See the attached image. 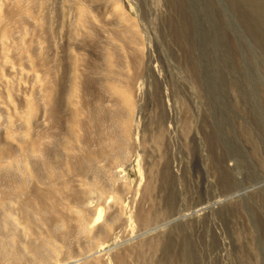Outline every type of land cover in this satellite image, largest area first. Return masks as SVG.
<instances>
[{"label":"rangeland","instance_id":"1","mask_svg":"<svg viewBox=\"0 0 264 264\" xmlns=\"http://www.w3.org/2000/svg\"><path fill=\"white\" fill-rule=\"evenodd\" d=\"M82 122L88 146L113 128L130 148L86 160ZM0 145L18 155L0 188L28 184L0 247L14 235L28 264H264V0H0ZM51 187L66 219L28 230L19 201Z\"/></svg>","mask_w":264,"mask_h":264},{"label":"bare ground","instance_id":"2","mask_svg":"<svg viewBox=\"0 0 264 264\" xmlns=\"http://www.w3.org/2000/svg\"><path fill=\"white\" fill-rule=\"evenodd\" d=\"M8 18L11 20L14 18V15L11 13ZM8 19V20H9ZM9 30L8 29H4L3 32H2V41L5 42V39L9 36ZM115 79V78H114ZM130 80V79H129ZM113 81V80H111ZM133 81V79H132ZM115 82V81H114ZM132 84V83H131ZM131 87V86H130ZM129 88V87H128ZM127 88V89H128ZM129 90V89H128ZM138 90V89H137ZM128 94V93H127ZM49 95V94H48ZM57 111V109H56ZM54 112V108L51 110V113ZM58 113V112H57ZM115 113V112H114ZM113 113V114H114ZM30 114H34V111L33 109L31 110V113ZM111 114V113H109ZM117 116L116 118L121 120L122 123H123V130L125 132H127V126H128V121H127V118L122 115L120 112H116ZM98 115V114H97ZM94 117V116H93ZM93 117L91 118L92 120H96V119H93ZM97 117V116H96ZM115 117V116H114ZM112 118V117H111ZM91 120V121H92ZM100 120V119H99ZM98 120V121H99ZM116 121V120H115ZM115 125V124H114ZM82 126V129L84 130V138L83 142L85 144V147L83 149L84 151V156L86 157V160H90V161H94V160H97V159H100L102 158V156H104L103 154L106 152V151H113L112 154H114L115 158L116 159H120V157H122V148H130V144L128 143V147H126V143L124 139L120 138L121 136L118 135V133L115 132V130H113V128H108L104 133L105 135L103 134V137H100L101 138V143H100V148H99V145L97 146L99 149H95L94 147H91V146H88L87 144V140L85 138V136H87V132H86V126H85V122L81 124ZM14 131H12L13 133ZM143 132V131H142ZM11 133V136L10 137H14L15 134H12ZM132 134V133H131ZM102 136V135H101ZM131 137V136H130ZM134 137V136H132ZM132 137L130 139H132ZM146 137V136H145ZM144 137V139H145ZM126 138V137H125ZM16 139V137H15ZM143 139V141H144ZM129 142V141H128ZM11 146V145H10ZM2 146L0 145V167H3V166H10L11 164H14V162L16 161L17 159V156L15 154V152L12 150V146ZM128 148V149H129ZM132 149V148H131ZM31 150H33L35 153H38L42 150L41 148V140L39 138H35L33 139L32 143H31ZM32 151V152H33ZM107 153V152H106ZM26 155H28V153H26ZM113 156V157H114ZM125 156V155H124ZM28 157V156H27ZM84 157V158H85ZM125 158V157H124ZM123 158V159H124ZM123 159H122V162H123ZM18 160V159H17ZM126 160V159H125ZM89 161V162H90ZM127 161V160H126ZM88 162V161H87ZM118 163V162H117ZM119 164V163H118ZM127 164V162H126ZM122 165V164H121ZM120 165V166H121ZM2 169V168H1ZM6 170V169H5ZM4 170V171H5ZM9 173V172H8ZM7 173V174H8ZM10 174V173H9ZM6 175V174H5ZM9 178V177H8ZM11 178V177H10ZM3 179V178H2ZM27 180V179H26ZM7 182V181H6ZM9 182V181H8ZM4 183V182H3ZM15 184L12 191H8L6 189H3V188H0V208H5L7 206V199H9L10 197H12L13 195H16V194H20L22 191H27L28 190V187L26 183L22 182V183H19L18 182H14ZM2 184V183H1ZM3 187V186H2ZM102 190L104 192H106V187H101ZM48 193L45 194L46 196L43 197H37V202H36V206H34L33 202H32V199L30 198H27L26 200H22V201H19V206H20V209L22 210V216L24 218L23 222L24 224H26L28 230L31 229V225L33 223H35L36 221L33 220V216L31 215L32 212H35V216L37 215L38 219L40 221H42L43 223H46L47 222V217H48V212H51L52 214H54L55 216H59L60 218H63L65 217L66 219V215L60 210V205L61 203H59L57 197H56V194L59 192H57L56 188H53L51 187L48 191ZM20 196V195H19ZM45 198H51L50 201H45L46 199ZM45 199V200H44ZM19 200V199H18ZM34 200V199H33ZM49 202V203H48ZM17 205V204H16ZM82 207V205H81ZM66 208V207H65ZM35 210V211H34ZM76 213H75V219L77 221V226H79L80 230L83 232V233H86L87 234H91L94 232V229L93 227L90 225V221H89V210L84 209V208H81V209H76L74 210ZM19 212V211H18ZM37 213V214H36ZM101 216H103L102 214V210H100L99 214H98V217L96 218L97 220L99 218H102ZM35 218V217H34ZM64 219V220H65ZM94 220V219H93ZM16 221V220H15ZM97 222V221H95ZM19 223V222H18ZM98 223V222H97ZM114 222H112V219L109 218L107 219V221L102 224V226L98 227L97 230L95 231L96 235L97 236H101V235H107V231L108 229H111ZM8 224V223H7ZM5 223V225H7ZM49 224V223H48ZM65 224H66V221H65ZM33 226V225H32ZM24 227V226H23ZM66 227V226H65ZM68 227V225H67ZM70 227V226H69ZM68 227V228H69ZM9 229V228H8ZM27 231V229H25ZM46 230V229H45ZM53 231V230H51ZM49 232V231H47ZM81 232V233H82ZM49 233H52V232H49ZM48 233V234H49ZM118 233V232H117ZM54 235V234H53ZM30 236V235H29ZM28 236V237H29ZM34 236V235H33ZM49 236H52L49 235ZM12 239H8V241L5 240L2 241L4 242V245L2 247H0V264H3L4 261L5 264L7 263V260L9 261L8 264H15L17 262H25L27 261V264H28V260H27V257L25 255V253L23 251H21L17 246H16V237L13 235L11 237ZM114 238V237H112ZM47 239V238H46ZM29 240V239H28ZM27 240V241H28ZM44 240V239H43ZM50 240V239H49ZM48 241V240H47ZM46 240L43 241L42 244H34V243H29L26 247V249H28L30 252H32V256H33V259L35 260H39L41 262H46L48 260V255L50 253V250L52 249V244H48ZM113 241V240H112ZM114 243V242H113ZM112 243V244H113ZM101 247V246H100ZM103 247V246H102ZM100 249V248H99ZM24 250V248H23ZM101 250V249H100ZM113 250V249H112ZM25 251V250H24ZM109 251V250H108ZM102 252V251H101ZM26 253H27V250H26ZM109 253V252H108ZM98 255V253H96ZM110 254V253H109ZM92 257V256H91ZM85 259V258H84ZM87 260H83L82 262L80 261H70L69 264H107L106 262L104 263L103 259L100 258V257H95V258H91V259H88L86 257ZM31 260V259H30ZM31 262V261H30Z\"/></svg>","mask_w":264,"mask_h":264}]
</instances>
